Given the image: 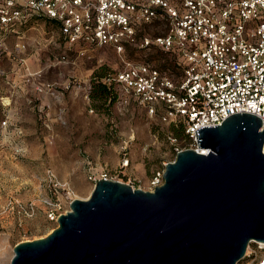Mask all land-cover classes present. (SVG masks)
I'll return each mask as SVG.
<instances>
[{"label": "rangeland", "instance_id": "rangeland-1", "mask_svg": "<svg viewBox=\"0 0 264 264\" xmlns=\"http://www.w3.org/2000/svg\"><path fill=\"white\" fill-rule=\"evenodd\" d=\"M22 28L20 51L15 33L0 34V264H10L17 243L43 237L57 226L46 216L44 196L59 199L60 213L66 212L70 198L90 194V169H105L111 179L149 190L152 177L162 175L176 154L168 123L146 107L116 99L101 109L92 104V71L105 66L112 72L123 64L114 46L102 45L90 51L91 57L67 50L68 60L61 61L65 48L54 26L35 19ZM146 30L156 31L154 25ZM156 59L151 61L156 64ZM125 157L127 166L122 165ZM48 168L60 184L57 189L47 179ZM30 202L33 215L20 208ZM250 248L249 260L264 255L257 243Z\"/></svg>", "mask_w": 264, "mask_h": 264}, {"label": "built area", "instance_id": "built-area-1", "mask_svg": "<svg viewBox=\"0 0 264 264\" xmlns=\"http://www.w3.org/2000/svg\"><path fill=\"white\" fill-rule=\"evenodd\" d=\"M35 14L59 21L65 49L58 60H68L67 50L91 57L90 51L102 45L114 46L123 64L106 80L120 83L121 102L133 100L163 123L180 122L187 147L201 151L195 130L220 124L235 112L254 113L264 126V0H0V34L15 33L17 51L25 45L22 25ZM150 25L153 34L146 30ZM126 44L159 48L172 56V63L161 68L128 59ZM168 138L175 153L186 147L177 137ZM127 164L125 157L122 165ZM46 175L55 189L60 187L52 169ZM88 177L94 183L111 179L105 169H90ZM162 181L161 173L155 174L151 189ZM41 201L48 219L56 222L62 214L59 199L44 196ZM20 208L34 213L32 202ZM252 253L250 248L245 258ZM245 264H264V255Z\"/></svg>", "mask_w": 264, "mask_h": 264}, {"label": "water", "instance_id": "water-1", "mask_svg": "<svg viewBox=\"0 0 264 264\" xmlns=\"http://www.w3.org/2000/svg\"><path fill=\"white\" fill-rule=\"evenodd\" d=\"M153 189L100 178L10 264H237L264 244V126L251 112L195 130Z\"/></svg>", "mask_w": 264, "mask_h": 264}, {"label": "trees", "instance_id": "trees-1", "mask_svg": "<svg viewBox=\"0 0 264 264\" xmlns=\"http://www.w3.org/2000/svg\"><path fill=\"white\" fill-rule=\"evenodd\" d=\"M35 19L44 20L50 23L56 29L59 26V21L57 19L36 14L32 15L25 23H23L22 26H26L28 23ZM125 56L128 59H144L147 62H152L151 60L156 57V65L161 68L167 67L172 63V56L168 52L162 51L159 48L155 47L142 48L136 45L126 44ZM151 57L153 58L150 59ZM116 69H114L112 72H106L105 66H99L92 71L90 77V85L88 89V96L92 104L98 109L107 107L110 101H113L115 99L121 102L122 93L120 83L112 79V77L111 79L106 80V78L111 76ZM167 131L168 135L170 134L177 138H182L186 140V145L183 146H188L189 142L186 139L183 127L180 122H178V124L169 123L167 126Z\"/></svg>", "mask_w": 264, "mask_h": 264}, {"label": "bare ground", "instance_id": "bare-ground-1", "mask_svg": "<svg viewBox=\"0 0 264 264\" xmlns=\"http://www.w3.org/2000/svg\"><path fill=\"white\" fill-rule=\"evenodd\" d=\"M206 150H207L206 148H205V149L203 148L201 151L206 152ZM260 245H261V248H264V244L260 243ZM248 249H249V245H248V247L246 248L245 253H248V252H249Z\"/></svg>", "mask_w": 264, "mask_h": 264}]
</instances>
